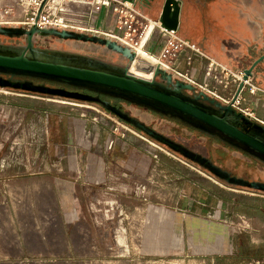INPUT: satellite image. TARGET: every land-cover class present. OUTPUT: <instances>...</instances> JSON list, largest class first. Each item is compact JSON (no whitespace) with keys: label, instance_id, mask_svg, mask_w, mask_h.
Here are the masks:
<instances>
[{"label":"rangeland","instance_id":"374dc122","mask_svg":"<svg viewBox=\"0 0 264 264\" xmlns=\"http://www.w3.org/2000/svg\"><path fill=\"white\" fill-rule=\"evenodd\" d=\"M163 1L158 0L153 7L146 9L134 4L135 15H128L133 24V29L130 30V37L133 40L125 38L131 44L129 46L140 47L146 52L157 55L167 63V70L176 78L189 82L187 78L189 76L194 80L190 83L197 89L231 106L236 103L238 107L233 106L235 109L241 112H244L241 110L244 109L250 113L248 115L244 112L246 116L264 124V58L255 65L249 76H245L246 69L251 68L264 55V50L262 49V53L253 62H248L245 66L242 61H233L231 58L229 61H221L198 42L209 41L214 52L217 54L222 52L220 45L223 38L220 36L223 31L209 2L204 6L196 3L197 0H183L186 6L183 26L179 31H171L158 26L161 24L159 16ZM255 1L257 5L255 15L264 20V0ZM235 3L238 4V14H246L245 9L250 1L236 0ZM115 6L114 0H109L108 3L103 0H0V25L30 26L35 21H40L44 27L111 36V29L116 23ZM255 22L258 26L257 35L262 30L260 41H264V21L255 19ZM235 23L238 21L236 20ZM180 38L190 39L200 47L201 51L197 52L194 63L196 70L191 68L192 65L187 64L183 54L174 55V45L169 41L177 43ZM0 39L11 40L7 35H0ZM113 39L118 40L116 37ZM35 42L94 55L124 65L130 62L121 53L96 42L64 39L55 35L43 36ZM211 62L215 70L212 76H208L207 67ZM140 64L150 72L145 62ZM221 65L236 74L244 71L245 75L241 80H237L236 76L227 77L228 70L223 69ZM188 69L193 76L191 73L187 74ZM176 70L182 71L185 75L179 74ZM119 103L129 110L131 115L160 132L191 146L194 145L201 152L213 154L219 163L236 174L264 180V165L241 151L222 147L218 141L210 139L207 135L155 111L125 101ZM76 123L83 128V135L80 138L75 135ZM87 123L86 129L84 126ZM91 144L93 150L94 146L97 149L98 160L104 159L106 155L108 160L109 151L116 150L126 154L127 158L135 160L136 155L131 154V150L136 148L137 155L143 156L144 161L149 162H145L144 165L148 167L140 176L125 171L120 175L108 174L107 180L96 188L100 198L107 197L114 191L115 194L130 189L137 191L144 198L143 210L149 218L153 209L149 203L150 200H154L156 205L154 209L158 206V215L155 214L158 217H154L160 223L161 241L167 229L170 228V231L172 229L170 213L174 205L177 212L191 213L187 207L180 206V200L186 198L185 185L200 188L207 193L210 198L207 211L208 238L206 241L202 239L203 244L207 243L206 250L199 248L201 242L198 231L196 233L184 231L176 234H181V245L186 246L185 252L137 253V255L112 252L101 256L88 254V239L86 232L82 230V226L87 223H81L79 237L59 239V246L64 249H69L74 244L75 253L48 254V264H264L263 190L224 181L167 144L149 136L144 130L124 120L99 102L0 87V167H24L29 169L28 172H50L51 175H55L62 173L61 168L66 165H87L86 152L89 151ZM18 176L33 177L40 174L13 175L15 178ZM24 189L21 190L20 196L32 197L40 192L38 186H33L32 183L26 185ZM76 190L80 198L93 197L86 182L81 179L78 180ZM114 207L111 205L109 208ZM80 208L86 211L87 205ZM91 208L94 209V204ZM95 208L103 209V207ZM109 215H104L103 219L107 223L110 220L109 229L116 228L117 223H114L116 221L110 223L113 218ZM115 219L117 220L118 216H115ZM98 240L107 246L115 244L111 238ZM21 256H26L24 258L30 260H39L36 259L39 255ZM21 256L17 255V259H22ZM104 256L109 261H104ZM97 257L101 261L95 263L94 259Z\"/></svg>","mask_w":264,"mask_h":264},{"label":"crops","instance_id":"0c3cea01","mask_svg":"<svg viewBox=\"0 0 264 264\" xmlns=\"http://www.w3.org/2000/svg\"><path fill=\"white\" fill-rule=\"evenodd\" d=\"M197 1L196 3L204 6L209 2L223 31L221 36L219 35L223 38L220 45L222 52L220 54L214 52L209 41H198L205 50L214 53L221 61H229L230 58L233 61H242L243 66L248 62H253L262 53L264 41H260V38L263 31L261 30L257 35L258 26L255 19L264 20L255 15L257 10L255 0H249L250 3H247L248 7L245 9L247 12L244 15L238 14L236 0ZM181 5L179 30L183 26L186 7L183 0ZM236 20L238 23H235ZM236 39L238 41H234ZM84 127L87 129L88 123ZM75 130V135L80 138L83 135V128L76 123ZM92 147L93 144L86 152L87 165H66L61 168L62 173L55 175H51L50 172H28L29 169L24 167H0V264H48V254L75 253L74 244L69 249H64L59 246V239L79 237L81 223H87L82 226V230L87 235L88 254L101 256L112 252L121 255L185 252L186 246L181 245V234H176V232L183 233L184 231L186 233L198 231L201 242L199 248L206 250L207 243L203 244L202 239L206 241L208 238L207 211L210 198L207 193L200 188L185 185L184 191L187 196L185 195L186 198L180 200V206L187 207L191 213L177 212L174 205L170 213L172 229L171 231L170 228L167 229L161 241L160 223L155 219L158 217V206L154 209L156 206L154 200H150L151 203H149L153 208L149 218L143 210L144 198L137 191L123 190L117 194L114 191L109 193L111 195L100 198V193L96 188L107 180L108 174L120 175L125 171L140 176L148 167L145 166V162H149L144 161L143 156L137 155L138 149L136 148L131 150V154L136 155L135 160L127 158L126 154H122L119 150L109 151L108 160L107 155L106 160L105 158L98 160L97 149L94 146L93 150ZM32 173L40 174V176L13 177L14 174ZM80 179L86 182L93 197L83 199L78 196L76 189ZM31 183L33 186H38L40 192L32 197L20 196L21 190H25L24 187ZM85 204L87 205L86 211L80 208ZM92 204H94V209L91 208ZM111 205L119 208H109ZM95 207H103V209ZM108 214L113 218L110 223L116 221L114 222L117 223L116 228H108L110 220L107 223L103 219L104 215ZM115 216H118L117 220ZM104 238H111V241L113 239L115 244L107 246L98 240ZM25 254L39 255L36 258L39 260H30L24 258L26 256H21ZM17 255H20L22 259H17ZM94 261L96 263L101 259L97 257ZM104 261L109 260L105 257Z\"/></svg>","mask_w":264,"mask_h":264},{"label":"water","instance_id":"95a60500","mask_svg":"<svg viewBox=\"0 0 264 264\" xmlns=\"http://www.w3.org/2000/svg\"><path fill=\"white\" fill-rule=\"evenodd\" d=\"M136 4V0H129ZM182 5L181 0H165L163 9L159 16L161 26L176 31L180 28ZM32 39L35 32L44 34H56L62 38H72L84 41L100 43L108 49L117 51L127 57L130 61L135 59V51L129 46L113 39L110 36H102L96 33H87L70 29H57L55 27H38L34 24L32 29L25 30ZM35 41H28L29 47H32ZM6 44L0 43V87H11L25 91L45 93L52 95H61L84 100L96 101L106 108L115 112L118 116L134 124L136 127L144 130L149 136L159 142L167 144L183 156L193 160L199 165L209 169L211 173L217 175L224 181L250 188H256L264 191V182L259 180H248L243 177L233 175L229 171L216 165L209 157L200 152L194 151L185 144L169 137L154 127L146 124L143 120L129 114L122 108L113 105L109 100L80 91H73L66 88L55 87L45 83H36L32 78H43L46 80H56L62 83L77 84L82 86H91L99 92H106L112 95L124 96L137 103L148 107L158 109L165 113L171 112L173 115L182 116L192 125L203 128L209 132H218V129H224L233 137H225L230 143L241 146L247 152H255L253 149L244 147L237 140H244L256 145L264 151V147L258 144V138L252 134L239 130L230 124L226 115L220 116L200 108L194 99L185 97L184 90H195L196 87L190 82L176 78L174 74L162 66L157 67L152 79H143L129 73L127 65L111 62L105 59L94 57L85 53L73 51L53 50L54 54L61 56H49L38 58L34 53H27V48L17 51L16 48H8ZM264 58L262 55L251 68L246 69V75L249 76L255 65ZM10 75L9 77L4 76ZM24 76L26 79L14 76ZM200 95H205L203 91ZM215 99H213L214 101ZM231 109L232 106L228 105ZM202 120V121H200ZM211 126H214L212 128ZM220 133V131L218 132ZM263 148V149H262Z\"/></svg>","mask_w":264,"mask_h":264},{"label":"flooded vegetation","instance_id":"af4514ba","mask_svg":"<svg viewBox=\"0 0 264 264\" xmlns=\"http://www.w3.org/2000/svg\"><path fill=\"white\" fill-rule=\"evenodd\" d=\"M157 2H158V0H136V5H140L141 7H145V9H146L147 7H153ZM164 2H165V0H164ZM164 2H163L162 6H164ZM162 9H163V7H162ZM34 24H37L38 27H41V26H39V24L36 21L33 23V25H30V26H26V25H0V35H7L11 38V40L0 39V41H25L23 43H20V42L19 43L0 42V43L6 44L7 46H9L12 49L16 48L17 51L24 50L25 48H27V53H34L38 58H42L43 56L44 57H49V56H57V57L59 56L60 57L61 55L56 54V53L54 54L53 50L66 51V49L40 45V44H37L36 42L33 43L32 47L28 46L29 45L28 41H39V38H41L43 36L55 35V36L60 37L59 35H56V34H44V33H40V32H35L33 34L32 39H30L29 33L25 32V30L32 29ZM42 27H44V26H42ZM64 39H70V38H64ZM75 40H79V39H75ZM81 41H84V40H81ZM67 51H72V50H67ZM75 52H78V51H75ZM79 53H82V52H79ZM91 56H94V55H91ZM94 57H96V56H94ZM98 58H100V57H98ZM111 62H113V61H111ZM115 63H119V62H115ZM4 76L9 77L10 75L5 74ZM147 77H149V79H151L152 75L147 74ZM17 78L18 79L19 78L26 79L27 77L19 76V75L14 76V79H17ZM32 79L36 83H45V84L55 86V87L66 88L69 90L80 91V92L90 93V94H94V95L99 94L101 98H103L105 100H109L113 105L122 108L124 111L128 112L129 114H131V112L129 110H127L119 102L125 101L128 103H133V104H136L140 107H144L146 109L155 111L161 115L170 117V118L174 119L175 121H178L180 123L187 125L188 127L193 129L194 131H197V132H200V133L207 135L210 139L218 141V143L222 147H227L230 149L239 150L242 153H244L245 155L249 156L251 159L256 160V161L260 162L262 165H264V151L259 149L256 145H253L251 142L244 141V140H240V141L237 140V141L240 144H242L244 147H248L250 149H253L254 151L259 152L260 154H258V153L255 154V152H253V153L247 152V150H245L243 147L230 143L225 137H230V138L231 137L235 138V137L233 135L227 133L226 130H224V129H218L220 131V133H218L219 131L212 133V132L204 130L203 128L196 127V126L192 125L188 120H185L182 116L173 115L171 112L165 113V112L160 111L158 109L148 107V106L141 104V103H137V102H135L131 99H128L124 96H117V95H112V94H109L106 92H99L97 89H95L94 87H91V86H82V85H77V84L62 83V82H59L56 80H46V79L37 78V77H33ZM201 91L202 90L197 89V87H196L195 90H184V94H185L186 98L191 99V100L194 99V102L200 108H202L204 110H207L211 113L218 114L220 116H224L227 114L230 124L234 125L239 130H242L244 132H247V133L252 134L255 137H257L258 138V144L260 146L264 147V124L259 123L255 120H252L250 117L246 116L244 112H241V111L235 109L233 106L231 109L230 108L228 109L227 106L230 104L223 103L218 99L210 97L204 91L203 92L207 96H209V98H206L205 95H200ZM213 99H215V100L213 101ZM200 121H202V120H200ZM211 127L215 129L214 126H211ZM169 137H171V136H169ZM171 138H173V137H171ZM173 139H175V138H173ZM175 140H177V139H175ZM177 141H179V140H177ZM179 142L185 144L190 149L197 151V152H200L203 155L209 157L216 165H218L219 167L229 171L233 175H237V176L243 177V178L248 179V180H259V181L264 182V180H261V179H251V178H248V177H245L242 175H238L235 172H233L230 169L223 166L221 163H219L214 158L213 154L207 153V152H201L194 145L191 146L190 144H187L185 142H182V141H179ZM201 167H203V166H201ZM203 168L209 171V169H207L205 167H203Z\"/></svg>","mask_w":264,"mask_h":264},{"label":"built area","instance_id":"2783aa9c","mask_svg":"<svg viewBox=\"0 0 264 264\" xmlns=\"http://www.w3.org/2000/svg\"><path fill=\"white\" fill-rule=\"evenodd\" d=\"M114 1L116 3V6L114 7V11L116 12V16H115L116 17V23L112 27L110 35H112L113 37H116V39H118L119 41H121L122 39H125V38L130 39L132 41L133 39H132V37H130V32H131L130 30H131V28L133 29V26H132L133 24L131 22V19L128 17V15H131V16L135 15L134 14L135 5H134V3L132 4V2L129 3L127 0H114ZM37 23L39 24V26L42 27L40 21H38ZM158 26L161 27V24ZM175 35H176V33H175ZM136 42H138V41H136ZM169 43L174 45V47H173V48H175V50L173 49L174 55L180 56V54H183L184 58L186 59L187 64L192 65V67H191L192 69H194V70L197 69L195 67L194 63H195V60L197 58V54H198L197 52L198 51L200 52L201 50H200V47L195 42H192L190 39H184V38L181 39L180 38V40L177 43L174 41H169ZM166 50L168 51V47L166 48ZM221 67L223 69L227 68V67L222 66V65H221ZM214 70H215L214 64L211 62L207 67V75L212 76V72ZM227 70L228 71H226V76L227 77L229 75H231L233 77L236 76L237 80H241L245 75L244 71H240L239 74H236L235 72H233L229 68H227ZM176 71L179 74L185 75L182 71H178V70H176ZM190 73L191 72L188 69L187 74H190ZM192 76H193V74H192ZM187 78L190 81L194 82V80L192 78H190L189 76H187ZM233 106H237L236 103H233ZM241 110L246 112L244 109H241ZM247 114L249 115L250 113H247Z\"/></svg>","mask_w":264,"mask_h":264},{"label":"bare ground","instance_id":"6f19581e","mask_svg":"<svg viewBox=\"0 0 264 264\" xmlns=\"http://www.w3.org/2000/svg\"><path fill=\"white\" fill-rule=\"evenodd\" d=\"M104 2H109V0H103ZM129 3H131V1L127 0ZM155 23H157V21L154 20ZM171 31H175L174 29H171ZM110 37L113 38V36L111 35ZM121 43L129 46V42H127L125 39H122L120 41ZM131 46V44H130ZM129 46V47H130ZM133 46V45H132ZM132 50L135 51V59L133 61H130L127 66L129 69V73L131 75L143 78V79H147L150 80L149 77H147V74H151L153 77V74L156 70L157 67L162 66L163 68L167 69L168 65L167 63H165L160 57H157V55L146 52L145 50H143L140 47H130ZM145 62V64L148 66V69L150 72H147L146 67H143L140 63ZM122 64V63H121ZM152 79V78H151ZM63 101H68L66 99H62ZM77 103V101H72ZM202 193V192H201ZM203 196V195H202Z\"/></svg>","mask_w":264,"mask_h":264}]
</instances>
